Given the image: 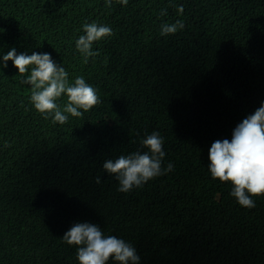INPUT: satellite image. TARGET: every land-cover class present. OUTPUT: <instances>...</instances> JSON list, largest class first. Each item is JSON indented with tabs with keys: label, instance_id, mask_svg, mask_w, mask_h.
I'll return each mask as SVG.
<instances>
[{
	"label": "trees",
	"instance_id": "16d2710c",
	"mask_svg": "<svg viewBox=\"0 0 264 264\" xmlns=\"http://www.w3.org/2000/svg\"><path fill=\"white\" fill-rule=\"evenodd\" d=\"M93 22L113 34L85 62L74 40ZM12 48L49 54L101 102L54 124L30 102V72L0 67V264H79L62 240L76 223L139 264H264V196L241 207L208 170L212 144L264 103V0H0V64ZM153 132L173 170L120 192L104 162L148 151Z\"/></svg>",
	"mask_w": 264,
	"mask_h": 264
},
{
	"label": "clouds",
	"instance_id": "9594fccd",
	"mask_svg": "<svg viewBox=\"0 0 264 264\" xmlns=\"http://www.w3.org/2000/svg\"><path fill=\"white\" fill-rule=\"evenodd\" d=\"M120 3L126 6L128 0H120ZM111 5L112 0H106V6ZM178 12L183 13V6L178 8ZM162 14L166 15V10ZM183 28L184 24L179 20L173 24L165 23L161 26V35L175 34ZM83 31L85 34L74 40V45L87 62L89 57L99 55V52L92 51L93 43L113 33L109 26L95 22L86 23ZM2 61L0 67L7 68L8 61H11L21 77L30 72L23 80V83L31 86L30 102L44 119L53 117L54 124H65L69 116L81 117L101 102L96 89L86 83L82 76L70 82L69 73L58 66L49 54L33 52L31 55H18L16 49L12 48L3 55ZM62 96H66L63 107L57 103ZM141 143L148 151L121 155L103 164L104 170L115 175L119 181L120 192L127 193L133 187H140L173 170L171 162L162 168L165 152L159 133L153 132ZM209 161L211 177L222 183L230 182V194L238 204L244 208H254L253 197L264 196V103L236 126L231 141L217 140L212 144ZM96 182H101L99 177ZM62 240L77 247L79 264H108L110 260L115 264H139L140 258L132 245L115 236H105L95 224L76 223Z\"/></svg>",
	"mask_w": 264,
	"mask_h": 264
}]
</instances>
